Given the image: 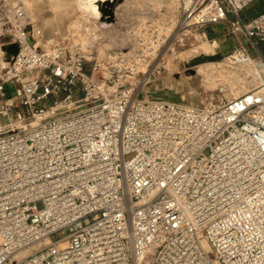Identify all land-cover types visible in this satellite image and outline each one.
<instances>
[{
	"label": "built area",
	"instance_id": "2783aa9c",
	"mask_svg": "<svg viewBox=\"0 0 264 264\" xmlns=\"http://www.w3.org/2000/svg\"><path fill=\"white\" fill-rule=\"evenodd\" d=\"M254 3L177 0L108 55L40 45L21 8L0 21V264H264V56L229 53L251 82L231 98L141 96L185 27L230 23L258 49Z\"/></svg>",
	"mask_w": 264,
	"mask_h": 264
},
{
	"label": "rangeland",
	"instance_id": "374dc122",
	"mask_svg": "<svg viewBox=\"0 0 264 264\" xmlns=\"http://www.w3.org/2000/svg\"><path fill=\"white\" fill-rule=\"evenodd\" d=\"M260 1L256 0V4L247 8L244 14L248 18L264 13ZM17 8L25 10L30 33L40 45L46 40L72 35L87 46L97 41L94 44L95 49L106 53L105 55L116 49L131 47L137 24L151 18L166 20L172 17L173 21H176L178 16L177 0H115L112 8L114 21L108 24V16L101 19L93 17L79 8L78 0H0V21ZM224 26V30H232L230 23H225ZM210 27H185L179 31L171 50L160 55L163 61L159 64V73L143 88L141 96L144 99L196 105L205 97L231 98L230 90L233 87H236L240 94L249 88L250 78L244 77V70L248 71L249 68L232 65L227 60L229 53L219 54L222 56L221 60L203 61L200 65L196 63L197 58L217 55L212 54L214 51L206 46L205 39V44L201 40L204 29L206 28L208 33L212 29ZM38 32L40 34H37ZM1 33L4 38V31ZM91 33L104 37V41L93 39ZM2 38L0 73L8 65L3 49L5 41ZM202 45L206 48L202 49ZM204 64H214V67L204 73L200 71V66ZM221 87L228 88L229 91L220 93ZM12 102L17 105V101Z\"/></svg>",
	"mask_w": 264,
	"mask_h": 264
},
{
	"label": "crops",
	"instance_id": "0c3cea01",
	"mask_svg": "<svg viewBox=\"0 0 264 264\" xmlns=\"http://www.w3.org/2000/svg\"><path fill=\"white\" fill-rule=\"evenodd\" d=\"M261 1H262V6L264 8V0H261ZM245 17H246V20H250L251 18H253V17L248 18L246 15ZM224 27H225L224 24L213 25L210 27L212 28L210 29V32L207 33L206 32L207 30L205 28L204 33H202L201 35L202 42L205 39L206 40L205 43H207L206 46H208L209 48L211 47L209 43H211L212 41H216L217 47L212 49L214 51L212 54L214 53L228 54L234 51L235 49L245 48L253 56V58H259L261 56H264V42L260 44L258 49H254L249 44L248 40L241 37L238 33H235L232 35L233 33L232 30H224L225 29ZM205 43L203 42V44ZM202 46H203L202 49L206 48L205 45H202Z\"/></svg>",
	"mask_w": 264,
	"mask_h": 264
},
{
	"label": "bare ground",
	"instance_id": "6f19581e",
	"mask_svg": "<svg viewBox=\"0 0 264 264\" xmlns=\"http://www.w3.org/2000/svg\"><path fill=\"white\" fill-rule=\"evenodd\" d=\"M114 2L115 0H78L79 8L81 7L84 10V12L86 11L87 13L93 15V17L97 19L104 18L105 11L112 10ZM99 10L102 12V14H100L101 12H99ZM212 66L214 67V64H204L200 66V71L206 73L212 70ZM230 92L232 95L240 94L236 87L232 88ZM2 121L3 123L8 122L7 115H3Z\"/></svg>",
	"mask_w": 264,
	"mask_h": 264
},
{
	"label": "water",
	"instance_id": "95a60500",
	"mask_svg": "<svg viewBox=\"0 0 264 264\" xmlns=\"http://www.w3.org/2000/svg\"><path fill=\"white\" fill-rule=\"evenodd\" d=\"M105 16H108V21L112 22L114 21V15H113V11L112 10H108L105 11ZM222 56L217 54V55H212V56H203L201 58H197L196 59V63H202L203 61H217V60H221Z\"/></svg>",
	"mask_w": 264,
	"mask_h": 264
}]
</instances>
